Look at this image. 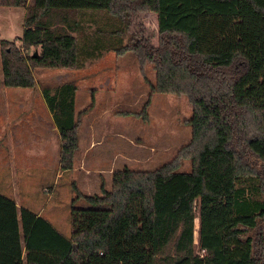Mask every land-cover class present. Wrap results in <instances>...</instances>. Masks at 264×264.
Instances as JSON below:
<instances>
[{
  "label": "trees",
  "instance_id": "obj_1",
  "mask_svg": "<svg viewBox=\"0 0 264 264\" xmlns=\"http://www.w3.org/2000/svg\"><path fill=\"white\" fill-rule=\"evenodd\" d=\"M147 11L156 15V44L140 31L122 42L130 18ZM95 12L112 18L105 34L117 45L79 47ZM22 26L17 41L0 39V84L29 88L34 67L78 68L101 49L131 51L139 68L151 65L149 93L190 103L182 147L190 168L177 171L174 158L151 170L123 166L98 193L74 187L67 236L0 195V264H264V0H40L26 4ZM75 89L72 80L41 88L61 170L77 148ZM76 199L91 206L74 207Z\"/></svg>",
  "mask_w": 264,
  "mask_h": 264
},
{
  "label": "rangeland",
  "instance_id": "obj_2",
  "mask_svg": "<svg viewBox=\"0 0 264 264\" xmlns=\"http://www.w3.org/2000/svg\"><path fill=\"white\" fill-rule=\"evenodd\" d=\"M76 1L52 0L59 5H74ZM92 16L95 20L84 29L86 39L79 38V47L96 44L100 50L117 45L118 38L107 39L105 34L112 18L102 12ZM22 20L21 6L0 5V39L17 41ZM131 31H140L156 44L155 13L132 16L122 42ZM31 75L34 85L29 88L0 84V195L40 214L64 236L70 230L68 211L74 187L84 194L98 193L100 185L109 188L112 170L123 166L151 170L174 158L177 171L190 168V158L182 148L190 137V126L185 122L191 113L190 103L182 94L149 93L147 82H153L154 72L149 63L139 68L131 51L115 54L101 49L99 56L86 60L81 67H34ZM65 80L74 81V114L81 112L73 160L81 163L85 154L88 168H101V172L85 174L73 166V160L70 169H58L59 136L41 88L52 89ZM146 101V119H142L137 112ZM73 206L91 205L76 199ZM193 213V243L198 252L196 205Z\"/></svg>",
  "mask_w": 264,
  "mask_h": 264
},
{
  "label": "crops",
  "instance_id": "obj_3",
  "mask_svg": "<svg viewBox=\"0 0 264 264\" xmlns=\"http://www.w3.org/2000/svg\"><path fill=\"white\" fill-rule=\"evenodd\" d=\"M31 0H26V4H28V3H32V2H30ZM40 1V0H39ZM35 3H38V2H35ZM26 4H24V5H22L21 7L23 8V15H24V11H25V6H26ZM22 28H23V26H22ZM55 126V125H54ZM87 157H85V154L84 155H81V157H80V161H81V163H77L76 161H75V159L73 160V166H75V167H77V169H81L82 171H83V173H85V174H87L88 172H90V171H98V172H101L102 171V169L101 168H98V169H89L88 168V163H87V161H89L88 159L89 158H87ZM57 162H58V158H57ZM57 165H58V169H59V164L57 163ZM109 171H111V168L109 169ZM58 172H59V170H58Z\"/></svg>",
  "mask_w": 264,
  "mask_h": 264
},
{
  "label": "water",
  "instance_id": "obj_4",
  "mask_svg": "<svg viewBox=\"0 0 264 264\" xmlns=\"http://www.w3.org/2000/svg\"><path fill=\"white\" fill-rule=\"evenodd\" d=\"M32 54H33V55H36V51L34 50V51L32 52Z\"/></svg>",
  "mask_w": 264,
  "mask_h": 264
}]
</instances>
